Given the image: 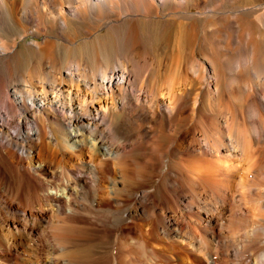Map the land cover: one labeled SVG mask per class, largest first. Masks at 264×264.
Listing matches in <instances>:
<instances>
[{
	"label": "bare ground",
	"instance_id": "1",
	"mask_svg": "<svg viewBox=\"0 0 264 264\" xmlns=\"http://www.w3.org/2000/svg\"><path fill=\"white\" fill-rule=\"evenodd\" d=\"M122 1L0 0V28L37 35L44 17L112 16ZM131 1L124 15L143 23L206 25L183 21L173 56L142 33L147 52L36 55L28 71L0 40V264H264V187H248L264 181V0Z\"/></svg>",
	"mask_w": 264,
	"mask_h": 264
},
{
	"label": "rangeland",
	"instance_id": "2",
	"mask_svg": "<svg viewBox=\"0 0 264 264\" xmlns=\"http://www.w3.org/2000/svg\"><path fill=\"white\" fill-rule=\"evenodd\" d=\"M122 2L123 3L119 4L120 9L116 7L113 8L114 10L112 9V12L115 13L112 16H104V14L100 12H81L78 16H64L66 22L61 25L52 18H45L42 13L38 14L40 12L36 13L37 10L33 11L34 9L30 8L32 9L30 11L33 12L32 16L36 21H38L41 17H44L43 20L40 19L38 21V26L41 30L37 35L33 33L34 28L28 24H18V22H12L7 18L4 19V27L0 28V40L8 45L12 44L13 42L15 48V51H13V53L15 54L12 53L10 59L11 62L9 61V56H5V59L0 58V71L4 73L8 71L7 62L15 65H18L20 63V67L22 69L25 68L24 71H28V69L33 67V62L35 61V59L38 58V56L36 55H42L41 57L45 58H48V56L51 55H56L55 58L57 57V60L59 59L60 62L63 63V65L65 62V64H68L71 59L74 60L80 57H84L89 62L95 63L99 60L104 63H109L116 59L119 54L129 53L130 51L133 52V50L136 51L140 49V51L142 52H147L148 44L146 45L144 37L142 38V36H144L143 34H146L145 40L152 37L150 40H152L156 44L159 43V46L166 55L173 56L175 53L178 54L182 52L181 41L183 40V37L185 35L183 34V32L185 33L186 31L184 22L186 23V25H190L192 23L191 25H194L195 27L198 26V31H200L204 27V25H206V22L203 21V17L200 18L199 16H195L189 21H184L181 19L172 20L167 16H158L157 18H152L151 20L145 21L143 23L141 22V20H138V18L131 15L125 16L123 13L124 10L131 12V9H134L136 7L135 4H133L134 2H132L131 0H123ZM55 5L58 6L59 3H56ZM124 7L126 9H124ZM192 11L197 12L200 10L194 8L192 9ZM131 14L134 13L132 12ZM37 16H40L39 19L37 18ZM110 21L113 22L110 23ZM149 35L150 37H148ZM35 43L39 44L40 48H37L35 46ZM38 50H41V52H39ZM54 51L56 53H54ZM43 53H46L45 56ZM169 68L165 72V81H171L172 83L180 82L183 75L182 68L173 65H171V67ZM170 75H172L171 78ZM239 103L237 105L238 107L241 106V104L239 105ZM199 128L207 133V130H205L206 126L204 128V124L201 125L200 123ZM257 149L258 153L257 155H255L257 159L252 157V160L256 159L258 163L262 161L261 163L264 164V146H257ZM207 158H210V156H207ZM247 158L245 159L246 162L250 163V159ZM166 162L167 160H165L163 164H165ZM176 162H178V156L176 158ZM131 174L130 176H132ZM257 177L258 178L254 179L255 181L253 180V182H251L252 185L249 184L248 187L250 189H260L264 187V181L261 180L262 178L259 179L260 176ZM243 191H245V188L243 189ZM242 204H244L245 206H243L250 212L252 211V213H255V210H260L257 207V197L256 195H254V193L245 195L243 197ZM100 251L101 250L98 246L91 245L87 246L84 250H82V252L80 251L79 254L80 258L82 256L88 258L93 257L95 254H99ZM165 254L167 255V253H164L163 255ZM124 255L125 254H123L122 257H124ZM159 260L161 262L163 261L162 258H160Z\"/></svg>",
	"mask_w": 264,
	"mask_h": 264
}]
</instances>
